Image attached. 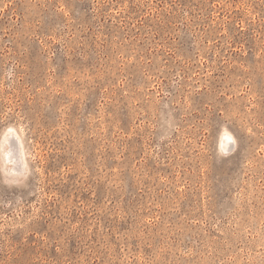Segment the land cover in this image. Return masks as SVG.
Wrapping results in <instances>:
<instances>
[{
	"label": "rangeland",
	"instance_id": "1",
	"mask_svg": "<svg viewBox=\"0 0 264 264\" xmlns=\"http://www.w3.org/2000/svg\"><path fill=\"white\" fill-rule=\"evenodd\" d=\"M0 264H264V0H0Z\"/></svg>",
	"mask_w": 264,
	"mask_h": 264
}]
</instances>
